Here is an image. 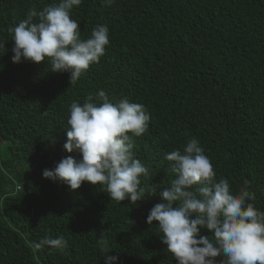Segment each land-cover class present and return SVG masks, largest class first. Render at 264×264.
Returning a JSON list of instances; mask_svg holds the SVG:
<instances>
[{
    "label": "trees",
    "instance_id": "obj_1",
    "mask_svg": "<svg viewBox=\"0 0 264 264\" xmlns=\"http://www.w3.org/2000/svg\"><path fill=\"white\" fill-rule=\"evenodd\" d=\"M58 2L0 0V264H104L102 232L118 264H176L155 222L146 223L159 196L132 205L110 200L100 185L70 191L42 176L69 155L82 158L63 147L69 108L100 90L151 116L133 137L149 169L141 187H168L174 175L164 156L197 138L216 179L227 178L233 192L247 185L249 202L264 211V0H82L71 13L81 37L103 24L110 42L74 85L45 63L11 61L7 29ZM61 235L62 251L33 248Z\"/></svg>",
    "mask_w": 264,
    "mask_h": 264
},
{
    "label": "clouds",
    "instance_id": "obj_2",
    "mask_svg": "<svg viewBox=\"0 0 264 264\" xmlns=\"http://www.w3.org/2000/svg\"><path fill=\"white\" fill-rule=\"evenodd\" d=\"M104 2L111 6L115 0ZM81 3L59 0L39 11L33 7L26 18L9 27L12 63H45L52 72L69 73L70 85L76 84L90 65L99 62L110 42L109 28L103 24L94 27L88 38L81 37L79 23L71 18ZM150 119L144 105L126 97L113 102L104 90L89 94L82 104L74 101L63 147L82 158H63L54 168L44 169L43 178L70 191L84 183L100 185L110 200H128L132 205L159 196L161 202L151 208L146 223L155 222L161 243L176 264H264V211L249 202L254 195L247 185L233 192L227 178L216 179L197 138L164 156L174 175L168 187H141V177H148L149 169L136 158L133 137L147 132ZM202 230L211 235H201ZM97 243L105 253L104 264H118V255H108L112 250L103 232ZM45 247L62 251L68 243L63 235L33 243L37 251Z\"/></svg>",
    "mask_w": 264,
    "mask_h": 264
}]
</instances>
